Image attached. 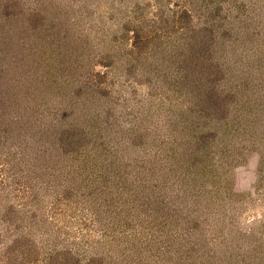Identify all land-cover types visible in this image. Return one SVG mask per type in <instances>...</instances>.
I'll use <instances>...</instances> for the list:
<instances>
[{"label":"rangeland","instance_id":"374dc122","mask_svg":"<svg viewBox=\"0 0 264 264\" xmlns=\"http://www.w3.org/2000/svg\"><path fill=\"white\" fill-rule=\"evenodd\" d=\"M0 264H264V0H0Z\"/></svg>","mask_w":264,"mask_h":264},{"label":"trees","instance_id":"16d2710c","mask_svg":"<svg viewBox=\"0 0 264 264\" xmlns=\"http://www.w3.org/2000/svg\"><path fill=\"white\" fill-rule=\"evenodd\" d=\"M72 138V136H70V138L68 139V141H66V144L68 143V145L70 146V147H72V148H75V146L76 147H78L77 145H78V141H79V139L80 138H78V137H76V139H74V141L73 142H71L72 140H70ZM15 247H16V249H17V244L16 245H14ZM51 262V261H50Z\"/></svg>","mask_w":264,"mask_h":264}]
</instances>
